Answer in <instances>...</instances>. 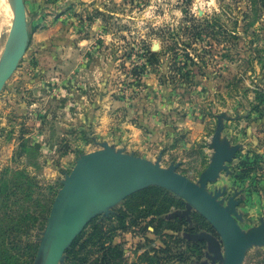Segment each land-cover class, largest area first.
I'll use <instances>...</instances> for the list:
<instances>
[{
    "label": "rangeland",
    "instance_id": "374dc122",
    "mask_svg": "<svg viewBox=\"0 0 264 264\" xmlns=\"http://www.w3.org/2000/svg\"><path fill=\"white\" fill-rule=\"evenodd\" d=\"M21 4L18 23L16 0H0V77L17 59L0 91V248L11 264L49 263L70 195L104 168L99 156L186 177L244 234L241 264H264V0ZM213 17L194 65L156 35L189 43L185 23ZM130 176L101 174L73 196L66 224L83 218L58 264L231 262L236 240L193 193ZM122 178L140 185L120 196Z\"/></svg>",
    "mask_w": 264,
    "mask_h": 264
},
{
    "label": "water",
    "instance_id": "95a60500",
    "mask_svg": "<svg viewBox=\"0 0 264 264\" xmlns=\"http://www.w3.org/2000/svg\"><path fill=\"white\" fill-rule=\"evenodd\" d=\"M21 10H22L21 0H16V11H17L18 23H20V20H21ZM17 57H18V53H17ZM16 60L12 62L13 63L12 68L14 67L16 63ZM12 68L9 70V72H7L6 74L0 77V91L2 87L4 86L5 82L10 77ZM124 171L130 172L131 179H142V178H147L151 180L160 179L165 182H172V183L181 185L184 188H186L189 192L193 193L203 203V205L207 209H209L218 218V220L228 229V231L231 233L233 238L236 240L237 242L236 252L229 264H241V261L248 247L247 239L245 238L244 234L241 232L237 224L233 221L230 214L225 209L220 207L213 198L208 196L201 187L192 183L186 177L178 173L172 172V171L163 170L160 168H151L149 171L137 172V171H133L130 167H123L120 164L104 166V168H101L91 173L89 176H87L85 180L84 179L81 180L79 184L76 186V188L70 195L69 202L67 203L65 207V210L63 213V220L57 232L52 255H51V258L48 264H58L59 263V260H60V257L63 251L62 247L65 244V238L67 237V230H69V225L67 226L66 224L68 221V213H67L68 208L67 207H69V205L71 204L73 196L82 188V186L86 182L91 181L93 178L101 174L124 172ZM123 180L125 181V179Z\"/></svg>",
    "mask_w": 264,
    "mask_h": 264
},
{
    "label": "trees",
    "instance_id": "16d2710c",
    "mask_svg": "<svg viewBox=\"0 0 264 264\" xmlns=\"http://www.w3.org/2000/svg\"><path fill=\"white\" fill-rule=\"evenodd\" d=\"M218 21L216 18H201V19H196V18H191L189 22H186L185 24V32L184 34L187 35L186 39H190L188 41H191L187 43L186 41H181L177 39L175 36V33L169 32L162 30L161 32L156 33V35L162 39L164 42L165 47L164 48H174L176 52H179L182 50L186 56L185 58L190 61V63H194L192 61V55L197 52L196 48V43L195 41L198 40L199 38L203 37L208 40H213L216 32L215 29L218 28L217 23ZM192 44V45H191ZM195 46H194V45ZM194 46V47H193ZM148 52V61L150 62L149 64L152 65L153 67H159L158 64V58L159 55L157 52H151L150 50H147ZM196 55V54H195ZM194 65V64H193ZM190 72H186L185 76H190ZM137 193L131 195L134 196ZM116 247H112L111 251L117 252ZM15 261V255L12 254V252L9 249H6L5 247L0 248V264H11V262Z\"/></svg>",
    "mask_w": 264,
    "mask_h": 264
},
{
    "label": "crops",
    "instance_id": "0c3cea01",
    "mask_svg": "<svg viewBox=\"0 0 264 264\" xmlns=\"http://www.w3.org/2000/svg\"><path fill=\"white\" fill-rule=\"evenodd\" d=\"M98 159V158H97ZM111 158L107 157V156H99V162L103 164H105V166H107L109 163V160ZM140 185V183L138 182H133V181H124L122 184H118L116 189H121V194L122 195H126L128 194V192H130L131 190L137 188ZM120 191V190H119ZM90 194L94 197L97 194V197L100 196L102 194V192L100 191H90Z\"/></svg>",
    "mask_w": 264,
    "mask_h": 264
},
{
    "label": "bare ground",
    "instance_id": "6f19581e",
    "mask_svg": "<svg viewBox=\"0 0 264 264\" xmlns=\"http://www.w3.org/2000/svg\"><path fill=\"white\" fill-rule=\"evenodd\" d=\"M5 12V11H4ZM22 26V25H21ZM22 28V27H21ZM22 33V32H21ZM23 37V36H22ZM11 39V38H10ZM13 39V38H12ZM16 39V38H15ZM14 39V40H15ZM17 40V39H16ZM9 41V40H8ZM9 42H11V41H9ZM14 44H16V43H14ZM21 44H22V42H21ZM8 44H6V46H7ZM10 45V44H9ZM11 45H12V43H11ZM5 46V48L4 49H6L7 47ZM8 47H10V46H8ZM12 48H14L15 49V46H13ZM16 48H18L17 46H16ZM5 51H7V50H5ZM8 51H14L13 49L11 50V48H10V50L8 49ZM7 51V52H8ZM16 52V51H15ZM13 53V52H12ZM3 54H5V52H3ZM6 55V54H5ZM4 55V56H5ZM11 55V54H10ZM2 56V55H1ZM7 56H5V58H6ZM11 57H12V55H11ZM10 57V58H11ZM13 58V57H12ZM8 59H9V57H8ZM8 62V61H7ZM1 63V65H2V61L0 62ZM6 67H7V65H6ZM0 68H1V66H0ZM4 68V67H3ZM6 69V68H5ZM7 70V69H6ZM5 70V71H6ZM2 72H3V70H2ZM2 75V74H1ZM123 165V164H122ZM133 170V169H132ZM79 203V202H78ZM82 205V204H81ZM84 206V205H83ZM80 208V207H79ZM77 210H78V208H77ZM74 211H76V210H74ZM81 211V210H80ZM80 211L79 212H74L75 213V215L70 219V222H69V230H70V234H72L76 229H77V227L79 226V224H80V222H81V220H82V218H83V216L81 215V213H80ZM82 212H84V211H82ZM68 231V230H67ZM69 234V233H68ZM69 234V235H70ZM67 238V237H66Z\"/></svg>",
    "mask_w": 264,
    "mask_h": 264
}]
</instances>
